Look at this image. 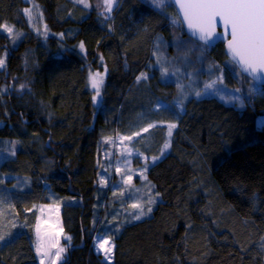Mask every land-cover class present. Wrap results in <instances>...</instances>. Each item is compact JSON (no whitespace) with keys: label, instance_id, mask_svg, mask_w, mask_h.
<instances>
[{"label":"trees","instance_id":"1","mask_svg":"<svg viewBox=\"0 0 264 264\" xmlns=\"http://www.w3.org/2000/svg\"><path fill=\"white\" fill-rule=\"evenodd\" d=\"M33 5L48 33L32 28L24 10ZM182 40L177 53L160 45ZM161 56L200 78L224 73L236 86L237 74L255 86L224 44L190 39L169 0L163 9L118 0L108 17L72 0H0V152L16 155L0 164V264L37 262L36 207L51 204V195L69 198L61 213L71 238L63 264H110L94 245L106 230L112 264H264V87L255 93L251 86L241 104L186 101L187 84L161 81L154 68ZM103 72L97 103L90 76ZM142 73L147 78L138 80ZM149 124L148 156L161 153L167 126L176 125L170 153L148 174L160 202L150 218L122 227L115 218L121 196L102 185L100 161L111 139Z\"/></svg>","mask_w":264,"mask_h":264},{"label":"rangeland","instance_id":"2","mask_svg":"<svg viewBox=\"0 0 264 264\" xmlns=\"http://www.w3.org/2000/svg\"><path fill=\"white\" fill-rule=\"evenodd\" d=\"M72 1L86 9L99 10L103 14V16L106 17H108L113 12L118 4V0H115V3H113L112 5L111 11H106L105 0H84V2H81V0ZM147 1L153 4L152 0ZM30 10L31 18H29V14H27L32 28L37 32L48 33V28L41 11L35 5H33ZM4 31L7 32L5 28ZM8 36L12 37L11 35ZM20 40L21 38L14 39L13 46H18ZM183 43H185L184 40L179 41L177 44L172 43L170 45L169 42L161 41L160 45L166 51L169 50L170 47L175 46L174 48L176 50L174 51V53H177L180 52L179 50L181 48H185L183 47ZM192 47L193 50H196V45L192 44ZM197 48H199V46ZM158 52L159 54L161 53L160 49H156V54H158ZM161 57L156 58L157 64L154 65V68L160 72L161 81L164 83L181 81L184 84H187L181 91L186 101L192 99L193 97L198 99L214 97L218 98L227 105H233L235 103L245 101V95L248 94V89H250L251 86L253 87V91H255V93H258L260 91V87L255 84V86L251 84L246 85L241 79V76L237 74H234L233 79L237 81L238 84L236 86H230L226 83V77L224 73H221L215 79L208 78L209 76H203V78H200L199 76H195L193 72L187 68L186 63L175 60L171 61L170 59L165 60V57ZM100 74L103 77V83L99 88V96L96 95L97 103L100 102L101 89L104 85V79L106 76V73L104 72ZM206 85H212V87H206ZM94 91L96 93L97 90L94 89ZM196 93H200V95L197 96ZM163 106L160 105L159 107L158 105L157 108L161 109ZM155 125L157 126V124ZM259 126L264 127V117L260 118ZM167 127L168 139L165 144L167 145V147H165L164 145L160 154L148 156V152L143 151L144 149H146L147 151L150 150L153 144L152 141L148 139L150 137L143 138V135L146 134L143 132L139 136H131V140L123 139L124 137L128 136H116L115 138L111 139V143H109L110 150H106V154L100 161V168L102 169V185L110 187L111 194L114 197L116 196L117 199L121 196L120 202L122 204L119 205V203H116V206L117 208H119L121 214L119 213V210L115 211V218L120 216L117 220L119 226L124 227L128 224L141 222L146 220L147 218H150L153 215L156 206L160 202V196L155 185L149 180L148 174L150 169L154 165L159 163L162 159H164L171 151L173 134L176 130V127L171 129L170 125H168ZM169 131H171V136H169ZM137 141H140L141 148L137 147ZM3 146L9 147V144L4 143ZM139 150L141 152H139ZM15 157L16 155L10 152H0V164ZM135 157L140 158V164H135ZM154 157L155 159H153ZM50 198H52L53 200L51 204H40L36 207V210L38 211V221L35 229V250L37 242V226L39 227L42 243L46 245L52 244L55 240H58L59 243L48 249L49 256L47 257H42L36 251L37 262L33 264H41V260H43V264H63L69 257L70 240L66 239L67 237H69V235H67L64 231L63 221L61 217L62 204L67 203L69 201V198L65 197L56 200V198H54V195H51ZM149 200H151L150 204ZM133 204H138L145 210V214L141 215L140 219H135L137 215H140V208H133ZM116 206H113V208H116ZM148 207H151V212H147ZM113 208L111 209L113 210ZM109 234L110 230H106L105 232H100L95 238V250L97 253L101 254L104 259L105 256L103 252L101 250H98V244L105 238L110 239ZM110 244L113 245L111 239ZM57 248L64 249L58 259L55 257ZM113 254L114 247L112 248L110 259H105L110 264H112L114 259Z\"/></svg>","mask_w":264,"mask_h":264},{"label":"snow or ice","instance_id":"3","mask_svg":"<svg viewBox=\"0 0 264 264\" xmlns=\"http://www.w3.org/2000/svg\"><path fill=\"white\" fill-rule=\"evenodd\" d=\"M174 2L180 4L183 18L187 21L189 29L205 43H208L215 35L217 18H219L223 24V35L231 37L228 40V49L234 63L239 66L242 72L249 73L253 79H258L261 74H264V0H174ZM113 3L115 0H105L106 11H111ZM152 3L157 8L163 9L166 0H152ZM24 11L31 18V10L25 9ZM3 27L15 38L12 26L4 25ZM4 65L5 60L0 58V68H3ZM146 78V75L142 73L137 79ZM90 82L91 87L97 90L96 95L99 96L103 77L100 73H93L90 76ZM206 87H212V85H206ZM196 95L199 96L200 93H196ZM151 127L154 125L149 124L142 131L148 132ZM175 127V124L170 125V129ZM135 135L139 136L140 132H136ZM169 136H171V131H169ZM123 139L131 140L132 137L128 136ZM150 203L151 200H149ZM132 207L140 208V215H137L135 219H140V216L145 214V210L140 205L133 204ZM147 212H151V207L147 208ZM2 239L3 236H0V240ZM66 239L70 240L71 238L67 237ZM58 243V240L47 245L42 243L37 226V253L42 257H47L49 256L48 249ZM113 247L114 245L110 244L108 238L98 244V250L103 252L106 260L110 259ZM63 251V248H57L55 257L58 259ZM41 264H43V260H41Z\"/></svg>","mask_w":264,"mask_h":264},{"label":"water","instance_id":"4","mask_svg":"<svg viewBox=\"0 0 264 264\" xmlns=\"http://www.w3.org/2000/svg\"><path fill=\"white\" fill-rule=\"evenodd\" d=\"M169 1L172 3L173 7L175 8L176 13H177V15H178V17L180 19V22H181V24H182V26L184 28V31H185L186 35L190 39H192V40L196 41L197 43L202 44V45H204V46H206L208 48H214V47H217L220 44H224L226 53L228 55V58L238 68L240 73L244 77H247L248 79H250L255 85H257L259 87H264V74H261V77L258 78V79H253L252 76L249 73L242 72L241 69L239 68V66L234 63L232 55H231V53H230V51L228 49V40H230L231 37H230V35L229 36L223 35V24L219 20V18H217L215 35L211 38V40L208 43H205L204 41L199 39L198 35L193 34L192 30L189 29L187 21L184 20V18H183V11H182V9L180 7V4L174 2V0H169Z\"/></svg>","mask_w":264,"mask_h":264}]
</instances>
